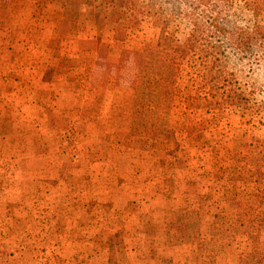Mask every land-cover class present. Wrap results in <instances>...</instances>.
Listing matches in <instances>:
<instances>
[{"label": "rangeland", "instance_id": "rangeland-1", "mask_svg": "<svg viewBox=\"0 0 264 264\" xmlns=\"http://www.w3.org/2000/svg\"><path fill=\"white\" fill-rule=\"evenodd\" d=\"M158 3L0 0V264H238L264 252V230L254 246L220 219L212 225L228 198L238 223L248 222L249 196L264 185L241 165L237 140L264 142V120L195 99L214 88L233 97L264 72L236 70L237 88L225 85L187 47L185 10L160 20ZM214 3L203 15L219 25L264 28V0ZM149 43L181 58L172 152L131 141L143 135L134 99ZM192 212L208 246L179 235Z\"/></svg>", "mask_w": 264, "mask_h": 264}, {"label": "trees", "instance_id": "trees-1", "mask_svg": "<svg viewBox=\"0 0 264 264\" xmlns=\"http://www.w3.org/2000/svg\"><path fill=\"white\" fill-rule=\"evenodd\" d=\"M215 0H159L153 15L160 20L169 16L182 14L193 24V33L187 47L193 51L197 48L202 52L209 72L224 78V84L237 88L236 70L245 73L248 78L264 72V28L256 26L255 29L228 28L214 22L211 17L206 18L203 12L209 8L217 11ZM222 1V0H217ZM155 8V6H154ZM150 12V11H149ZM200 47V48H198ZM181 58L177 53L159 44H147L142 52L139 73L135 87L134 109L135 118L142 123L143 135L132 138V145L136 148L159 149L172 152L178 149L176 132L171 127L169 118L174 97L176 94V79L178 78ZM233 76V77H232ZM264 81L250 83L248 91L232 96H226L212 91L197 93L195 99L202 100L201 108L224 111L230 106H238L243 111L246 121L264 120V100L254 102V95H264ZM218 88H216L217 90ZM222 89V87H221ZM207 110V111H208ZM246 155L242 164L251 171L252 178L257 184L264 185V142L256 138L252 142H241ZM249 199H255L249 205L250 214L247 223H238L236 209L226 199L228 209L222 214L214 215L212 225L220 222L224 231H232L248 236L252 244L260 242L264 230V189L253 193ZM192 213L184 215L185 225L179 231L182 239L188 242L195 240L199 246L209 243L203 237L202 228L194 225ZM197 228V229H196ZM238 264H264V252L252 250L240 256Z\"/></svg>", "mask_w": 264, "mask_h": 264}]
</instances>
